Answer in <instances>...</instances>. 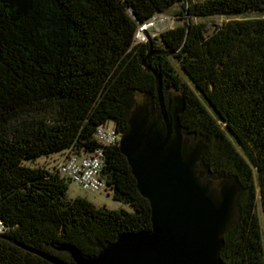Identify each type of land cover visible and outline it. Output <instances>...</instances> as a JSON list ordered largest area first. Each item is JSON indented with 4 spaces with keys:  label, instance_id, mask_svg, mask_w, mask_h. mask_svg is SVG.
<instances>
[{
    "label": "trees",
    "instance_id": "1",
    "mask_svg": "<svg viewBox=\"0 0 264 264\" xmlns=\"http://www.w3.org/2000/svg\"><path fill=\"white\" fill-rule=\"evenodd\" d=\"M177 5L181 24L151 46L136 39ZM254 10L264 11V0H0V264H53L18 243L71 261L60 244L91 257L122 233L151 229L150 203L119 141L96 137L100 127L125 132L140 99L161 118L153 71L167 103L173 92L185 102L182 132L203 145L204 180L238 184L222 262L264 264V16L210 31L194 21ZM98 147L103 189L132 211L69 198L57 163L30 164Z\"/></svg>",
    "mask_w": 264,
    "mask_h": 264
},
{
    "label": "water",
    "instance_id": "2",
    "mask_svg": "<svg viewBox=\"0 0 264 264\" xmlns=\"http://www.w3.org/2000/svg\"><path fill=\"white\" fill-rule=\"evenodd\" d=\"M155 53L160 52L150 50L147 57ZM153 72L161 118L141 104L131 111L119 138L137 189L150 203L151 229L122 233L91 257L73 244H60L58 250L67 251L71 261L20 246L53 264H224L220 253L236 215L238 184L222 180L214 187L204 180L197 168L203 145H189L182 132L185 102L178 95L167 103L162 79Z\"/></svg>",
    "mask_w": 264,
    "mask_h": 264
},
{
    "label": "rangeland",
    "instance_id": "3",
    "mask_svg": "<svg viewBox=\"0 0 264 264\" xmlns=\"http://www.w3.org/2000/svg\"><path fill=\"white\" fill-rule=\"evenodd\" d=\"M179 9L180 7L177 5L171 8L169 12L165 13L164 15H160L156 19L152 20L150 26L148 25L146 27H143L141 33L138 36V41L149 42V40H151L153 37L159 36L161 32L169 28H173L178 24H181L183 21H177L174 16ZM263 16H264V11L254 10L244 14L217 15V16L215 15L210 17L203 16L199 18L196 17L194 18V21L207 23V28L210 31V29L212 30L213 28L229 20L251 18V17H263ZM175 96H178L177 92L171 93L170 95L171 100ZM138 102L139 105L144 104L141 99ZM61 159H62L61 156L58 153H55L48 157L41 156L37 158L35 162H31L30 164L33 166L46 164L49 167H53L56 163L58 165ZM217 186H218L217 184L214 185V187ZM67 196L69 198H74L77 196L85 197L97 207L107 208L110 210L125 209L128 211H132V207L129 204L114 200L111 192H109L108 190L102 189L100 191H91L88 189H83L82 187H80V185L77 182L74 181L68 182ZM257 214L259 216L261 223L264 224V211L260 199L257 202Z\"/></svg>",
    "mask_w": 264,
    "mask_h": 264
},
{
    "label": "built area",
    "instance_id": "4",
    "mask_svg": "<svg viewBox=\"0 0 264 264\" xmlns=\"http://www.w3.org/2000/svg\"><path fill=\"white\" fill-rule=\"evenodd\" d=\"M152 22L145 24L139 28L136 39L142 31L143 27L150 26ZM120 136L116 134L113 128L100 127L97 132V141L103 145H109L119 141ZM104 163V152L102 147H98L92 152L69 154L63 156L58 163L61 174L69 181L77 182L83 189L91 191H100L104 187L101 179V170ZM3 226L0 221V232Z\"/></svg>",
    "mask_w": 264,
    "mask_h": 264
}]
</instances>
